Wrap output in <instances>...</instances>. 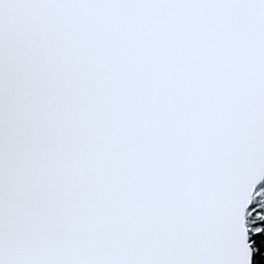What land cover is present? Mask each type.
Here are the masks:
<instances>
[{"label":"snow or ice","instance_id":"6c2138e0","mask_svg":"<svg viewBox=\"0 0 264 264\" xmlns=\"http://www.w3.org/2000/svg\"><path fill=\"white\" fill-rule=\"evenodd\" d=\"M0 264H264V0H0Z\"/></svg>","mask_w":264,"mask_h":264}]
</instances>
